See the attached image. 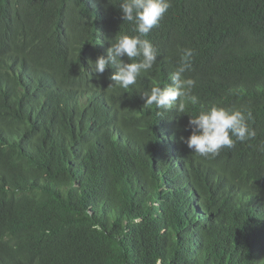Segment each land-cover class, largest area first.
I'll list each match as a JSON object with an SVG mask.
<instances>
[{
    "label": "trees",
    "instance_id": "1",
    "mask_svg": "<svg viewBox=\"0 0 264 264\" xmlns=\"http://www.w3.org/2000/svg\"><path fill=\"white\" fill-rule=\"evenodd\" d=\"M119 3L0 0V264H264V0H171L128 89L89 64L138 34ZM186 48V112L251 110L254 139L201 157L144 107Z\"/></svg>",
    "mask_w": 264,
    "mask_h": 264
},
{
    "label": "clouds",
    "instance_id": "2",
    "mask_svg": "<svg viewBox=\"0 0 264 264\" xmlns=\"http://www.w3.org/2000/svg\"><path fill=\"white\" fill-rule=\"evenodd\" d=\"M124 21L135 22L133 29L137 35H117L115 42L107 50V57L101 55L90 60L91 72L103 74L112 65L117 70L110 79L120 88L128 89L137 83L141 73L153 69L158 58V50L144 37L157 27L171 7V0H120L119 6ZM127 57L130 62L123 58ZM137 58H141L137 60ZM194 49L182 50L181 62L171 74V83L161 87L153 86L142 92L144 107L153 105L164 112L176 108L180 115L186 114L187 104L198 103V96L193 92L196 81L185 78L184 73L192 68ZM189 114V113H187ZM190 115L188 127L191 135L181 137L192 153L201 157L218 156L222 149H232L237 142H244L256 137V131L248 121L253 119L251 110L246 113L240 109L213 105L202 109L196 115ZM264 152V144L259 147Z\"/></svg>",
    "mask_w": 264,
    "mask_h": 264
},
{
    "label": "bare ground",
    "instance_id": "3",
    "mask_svg": "<svg viewBox=\"0 0 264 264\" xmlns=\"http://www.w3.org/2000/svg\"><path fill=\"white\" fill-rule=\"evenodd\" d=\"M196 219H197V218H196ZM198 219H200V218H198ZM200 220H201V219H200ZM186 221H187V220H186ZM186 221L184 222V224H185V223H186V224L188 223V226H189V224H191V223H189L188 221L186 222ZM195 221H196V220H195ZM186 224H185V226H186ZM191 225H192V224H191Z\"/></svg>",
    "mask_w": 264,
    "mask_h": 264
}]
</instances>
